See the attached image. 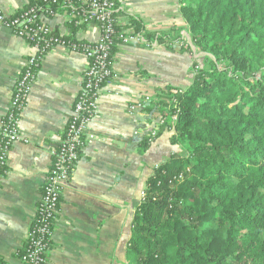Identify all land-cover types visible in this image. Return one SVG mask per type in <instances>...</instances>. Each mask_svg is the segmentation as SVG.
Segmentation results:
<instances>
[{"label": "crops", "instance_id": "1", "mask_svg": "<svg viewBox=\"0 0 264 264\" xmlns=\"http://www.w3.org/2000/svg\"><path fill=\"white\" fill-rule=\"evenodd\" d=\"M34 1L0 0V9L15 15ZM180 1L116 0L115 18L126 29L123 33H134L126 27L130 19H136L147 35L168 36L180 29L183 37L187 26ZM60 8V13L45 22L57 35L72 36L67 7ZM75 37L95 43L100 32L93 24ZM142 37V44L118 43L114 48V77L102 92L97 117L89 129L94 140L82 150L62 194L48 264H127L136 206L147 180L181 152L171 142L173 129L158 135L166 119L155 104L159 96L192 85L193 65L203 55L182 52L178 42L153 46ZM33 53L28 42L10 29L0 28V128L19 75ZM87 68L83 54L56 48L38 71L22 116L21 134L29 143L12 147L0 173V259L6 264H23L21 254L53 165L52 153L64 140ZM146 98L150 101L145 108L132 113L131 107ZM142 118L149 120L142 122ZM152 131L157 137L142 151L141 141Z\"/></svg>", "mask_w": 264, "mask_h": 264}, {"label": "trees", "instance_id": "2", "mask_svg": "<svg viewBox=\"0 0 264 264\" xmlns=\"http://www.w3.org/2000/svg\"><path fill=\"white\" fill-rule=\"evenodd\" d=\"M180 4L190 43L203 58L193 65L189 88L171 90L155 104L166 119L158 135L173 129L171 142L181 152L147 180L126 261L264 264V0ZM60 7L36 0L24 10L42 8L52 19ZM70 25L72 37L86 27ZM126 28L149 43L168 41L173 46L183 40L180 29L168 36L147 35L136 19ZM149 139H142V151L149 149Z\"/></svg>", "mask_w": 264, "mask_h": 264}, {"label": "built area", "instance_id": "3", "mask_svg": "<svg viewBox=\"0 0 264 264\" xmlns=\"http://www.w3.org/2000/svg\"><path fill=\"white\" fill-rule=\"evenodd\" d=\"M44 1L68 7L70 24L76 28L95 24L99 29L100 37L97 42L92 43L79 42L76 37L72 36L57 35L45 22L46 15L42 8L22 10L15 15H6L0 9V28L10 29L18 38L28 42L34 50L19 75L9 111L1 123L0 173L4 172L7 166L12 147L20 142L29 143L21 134L22 116L37 81L38 71L46 56L56 48H64L69 52L83 54L88 61L81 92L74 105L64 140L60 147L52 153L53 165L44 186L37 215L27 236L24 254L21 257L23 264H47L48 262L47 254L50 251L62 194L69 185L71 174L80 160L82 150L94 140V137L89 134V129L97 117L102 92L114 77L113 51L116 42L122 44H142L144 42V38L139 34L116 33L115 28L118 24L114 16L116 13L115 0H88L80 8H77L71 0ZM152 44L156 46L157 42ZM176 46L191 48L193 54L196 53L186 34ZM198 69L196 67L195 71ZM149 101L150 98H146L131 107V112L136 113L143 110ZM173 119L177 121V117ZM156 137L157 132L152 131L150 144ZM178 180L182 181L183 176ZM146 196V191H143L141 202L146 199Z\"/></svg>", "mask_w": 264, "mask_h": 264}, {"label": "water", "instance_id": "4", "mask_svg": "<svg viewBox=\"0 0 264 264\" xmlns=\"http://www.w3.org/2000/svg\"><path fill=\"white\" fill-rule=\"evenodd\" d=\"M152 119V118H151ZM149 120V118H142L141 121L142 122H147Z\"/></svg>", "mask_w": 264, "mask_h": 264}, {"label": "rangeland", "instance_id": "5", "mask_svg": "<svg viewBox=\"0 0 264 264\" xmlns=\"http://www.w3.org/2000/svg\"><path fill=\"white\" fill-rule=\"evenodd\" d=\"M202 58H203V56H202ZM202 60V59H201ZM201 64L203 65H201V67H202V69L204 68V61L203 62H201Z\"/></svg>", "mask_w": 264, "mask_h": 264}]
</instances>
